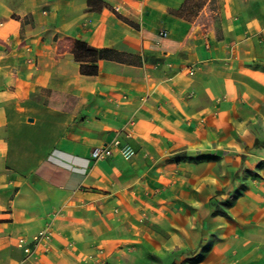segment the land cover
Here are the masks:
<instances>
[{"label": "crops", "instance_id": "0c3cea01", "mask_svg": "<svg viewBox=\"0 0 264 264\" xmlns=\"http://www.w3.org/2000/svg\"><path fill=\"white\" fill-rule=\"evenodd\" d=\"M186 1L0 0V264H264V0Z\"/></svg>", "mask_w": 264, "mask_h": 264}, {"label": "built area", "instance_id": "2783aa9c", "mask_svg": "<svg viewBox=\"0 0 264 264\" xmlns=\"http://www.w3.org/2000/svg\"><path fill=\"white\" fill-rule=\"evenodd\" d=\"M162 34L167 35L166 32H163ZM191 72L194 73V71H191ZM115 144L120 145L121 144L120 139L115 140ZM123 152L127 155L130 154L131 153L130 147L128 145L124 146ZM92 155L94 158H105V157L111 155V149L108 147L102 148V149L101 148H95L92 151ZM48 234H49L48 230L41 231L39 234H37L33 237V240L39 241L42 237L47 236ZM23 245H24V240L20 239L19 240V246H23Z\"/></svg>", "mask_w": 264, "mask_h": 264}, {"label": "rangeland", "instance_id": "374dc122", "mask_svg": "<svg viewBox=\"0 0 264 264\" xmlns=\"http://www.w3.org/2000/svg\"><path fill=\"white\" fill-rule=\"evenodd\" d=\"M207 0H187L185 2L184 9L186 12H189L188 15H193L198 12L201 8H203L204 4Z\"/></svg>", "mask_w": 264, "mask_h": 264}, {"label": "trees", "instance_id": "16d2710c", "mask_svg": "<svg viewBox=\"0 0 264 264\" xmlns=\"http://www.w3.org/2000/svg\"><path fill=\"white\" fill-rule=\"evenodd\" d=\"M77 53H78V55H77V58L78 59H80L81 58V56H83V54H85V53H94L93 52V50H91V49H89V47H88V45H86V44H84V43H81V42H78L77 43ZM82 70H83V72H85L86 74H88V73H94L97 69H96V67L95 66H91V67H89L88 69H85V68H83V66H82Z\"/></svg>", "mask_w": 264, "mask_h": 264}]
</instances>
